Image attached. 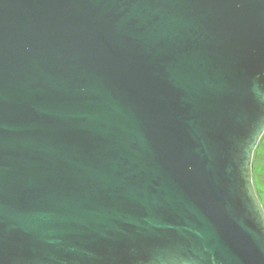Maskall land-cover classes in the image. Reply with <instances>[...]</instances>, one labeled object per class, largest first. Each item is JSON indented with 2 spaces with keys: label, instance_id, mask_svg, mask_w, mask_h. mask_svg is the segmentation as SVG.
I'll use <instances>...</instances> for the list:
<instances>
[{
  "label": "water",
  "instance_id": "1",
  "mask_svg": "<svg viewBox=\"0 0 264 264\" xmlns=\"http://www.w3.org/2000/svg\"><path fill=\"white\" fill-rule=\"evenodd\" d=\"M264 0H0V264H264Z\"/></svg>",
  "mask_w": 264,
  "mask_h": 264
},
{
  "label": "rangeland",
  "instance_id": "2",
  "mask_svg": "<svg viewBox=\"0 0 264 264\" xmlns=\"http://www.w3.org/2000/svg\"><path fill=\"white\" fill-rule=\"evenodd\" d=\"M253 181L258 197L264 208V136L254 154Z\"/></svg>",
  "mask_w": 264,
  "mask_h": 264
}]
</instances>
